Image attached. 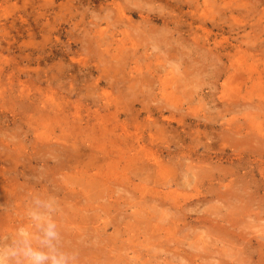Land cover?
Listing matches in <instances>:
<instances>
[{
    "label": "rangeland",
    "instance_id": "1",
    "mask_svg": "<svg viewBox=\"0 0 264 264\" xmlns=\"http://www.w3.org/2000/svg\"><path fill=\"white\" fill-rule=\"evenodd\" d=\"M0 154V241L38 195L78 264H264V0H0Z\"/></svg>",
    "mask_w": 264,
    "mask_h": 264
},
{
    "label": "clouds",
    "instance_id": "2",
    "mask_svg": "<svg viewBox=\"0 0 264 264\" xmlns=\"http://www.w3.org/2000/svg\"><path fill=\"white\" fill-rule=\"evenodd\" d=\"M58 211L55 197L42 200L33 196L27 211L28 217L37 224L42 233L38 237L40 247L34 248L30 242L31 233L21 226L16 237L8 242L7 237L0 241V264H78V254L64 251L61 236L52 215Z\"/></svg>",
    "mask_w": 264,
    "mask_h": 264
},
{
    "label": "bare ground",
    "instance_id": "3",
    "mask_svg": "<svg viewBox=\"0 0 264 264\" xmlns=\"http://www.w3.org/2000/svg\"><path fill=\"white\" fill-rule=\"evenodd\" d=\"M117 127H118V125H115L112 136L110 138H108V141L109 142L111 141L108 145L105 144L104 146H97L96 144L92 143L91 144L92 146H89V150L91 152L89 158H91V161H89V162L86 161L85 163L84 162L80 163L79 160H77V158L75 157V155L72 154L73 152H68L69 154L66 156V159H65L67 161V165H66L67 169L68 170H75L78 175L81 174L82 172H85V173L89 172L90 174L92 173L91 176L94 178V182H95L96 187H100L102 182H107V180L100 178L101 174L103 173V171H102L103 170V164H100L101 160H99L96 157V153H105L106 152L107 156L109 157V158H107V161H110L108 167H111L112 169H116V170L118 169V166L120 165L121 160H123L122 155L125 153V148H126L127 144L123 143L122 139L119 140L118 133L116 132ZM124 133L129 136V132L126 133V130H124ZM96 137L97 136L94 135V136L86 137V138H89V142H90V141H93L94 138H96ZM86 138H85V140H87ZM91 139H93V140H91ZM103 141L104 140H102V143H103ZM76 145L78 146V144H76ZM76 145L74 144L73 146H76ZM82 148H84V147H82ZM131 148H129V149H131ZM87 155H89V152L87 153ZM1 157H2V155L0 154V158ZM61 157H58L59 161H62L63 158H61ZM45 161H47V160H45ZM57 164H61L63 166V163L58 162ZM127 168L131 170L130 167H127ZM124 170H125V168H124ZM129 172L124 171V174L128 175ZM78 182L81 186H84L87 181H83V179L81 177L78 180ZM92 186H93L92 181H90L88 184H86V187H92ZM80 195L84 197L85 192L80 194ZM65 223H70V225H72L75 222L72 221V218H71V221H67ZM161 226L162 225H160L159 228H161ZM70 228H73V229L76 228V230H77L76 233H73L72 231H70L71 230ZM96 228H98V227H96ZM96 228H94L93 230L96 231ZM25 229L29 232L28 228H25ZM65 229L67 230L68 236L73 234L74 236L81 239L82 241H86V242L89 241L90 242V241H92V238H96V236H95L96 233L95 234L89 233V231H88L89 226L85 222H82V225H80V226H78L77 223L74 224L73 226H67V228H65ZM94 241H97V239H95ZM82 250H83L81 253L82 256H86V257L89 256L88 251L84 250L83 248H82Z\"/></svg>",
    "mask_w": 264,
    "mask_h": 264
}]
</instances>
